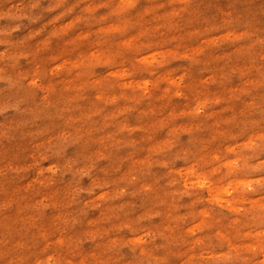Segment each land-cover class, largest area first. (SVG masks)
<instances>
[{"label":"clouds","instance_id":"9594fccd","mask_svg":"<svg viewBox=\"0 0 264 264\" xmlns=\"http://www.w3.org/2000/svg\"><path fill=\"white\" fill-rule=\"evenodd\" d=\"M0 264H264V0H0Z\"/></svg>","mask_w":264,"mask_h":264}]
</instances>
